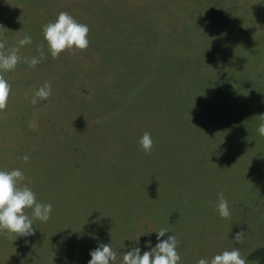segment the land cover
<instances>
[{
    "label": "rangeland",
    "instance_id": "obj_1",
    "mask_svg": "<svg viewBox=\"0 0 264 264\" xmlns=\"http://www.w3.org/2000/svg\"><path fill=\"white\" fill-rule=\"evenodd\" d=\"M60 12L88 25L89 45L52 58L42 27ZM0 27V52L27 34L19 55L45 53L0 73L11 85L0 169L20 168L19 186L53 205L30 243L0 234V264H87L89 234L121 264L125 245L147 250L161 228L176 235L179 264L233 248L258 264L248 256L264 246V0H0ZM45 82L51 96L33 104Z\"/></svg>",
    "mask_w": 264,
    "mask_h": 264
},
{
    "label": "clouds",
    "instance_id": "obj_2",
    "mask_svg": "<svg viewBox=\"0 0 264 264\" xmlns=\"http://www.w3.org/2000/svg\"><path fill=\"white\" fill-rule=\"evenodd\" d=\"M2 28V27H0ZM43 39L47 45V53L52 58H57L67 49L83 51L89 45L87 35L89 27L87 24L77 22L67 12H60L54 22H49L42 27ZM31 35H25L18 41V44L11 49L6 50L7 54L0 52V73L10 71L16 68L17 64L23 59L30 67H35L45 58L42 48L38 49V55L30 58L19 55L21 48L31 45ZM4 45L0 43V49ZM11 85L0 74V109L6 107ZM52 94L51 84L45 82L36 89L32 95V103L36 104L41 100L48 99ZM261 121L257 125V133L264 137V114L260 115ZM140 146L144 152H150L153 147L151 134L145 132L140 138ZM28 161L27 155L21 157ZM24 179V173L20 168L12 170L0 169V234L13 236L16 241L18 238H24L25 243H30L28 237L36 234L38 228L36 222L47 223L53 212L51 203H44L36 198L34 191L24 185L19 186V182ZM30 210V214H29ZM216 211L221 218L227 219L231 216L228 201L220 193L216 202ZM156 234V243L146 240L142 250L140 241L138 244L125 245L122 252L121 264H179L181 257L177 251L178 240L176 235L171 234L167 229L161 228L154 232ZM244 234L237 233L236 240H239ZM89 238L97 241L95 248L89 250L87 264H117V251L113 249L111 243H103L94 234H89ZM197 264H248L245 257L241 255L240 249L233 248L224 250L211 257V259L200 258Z\"/></svg>",
    "mask_w": 264,
    "mask_h": 264
},
{
    "label": "trees",
    "instance_id": "obj_3",
    "mask_svg": "<svg viewBox=\"0 0 264 264\" xmlns=\"http://www.w3.org/2000/svg\"><path fill=\"white\" fill-rule=\"evenodd\" d=\"M249 260H255L258 264H264V246L249 254Z\"/></svg>",
    "mask_w": 264,
    "mask_h": 264
},
{
    "label": "crops",
    "instance_id": "obj_4",
    "mask_svg": "<svg viewBox=\"0 0 264 264\" xmlns=\"http://www.w3.org/2000/svg\"><path fill=\"white\" fill-rule=\"evenodd\" d=\"M71 258H72L73 260L76 259L77 261H80L76 253L73 254V256H72ZM83 258H84V257H80V259H83Z\"/></svg>",
    "mask_w": 264,
    "mask_h": 264
}]
</instances>
